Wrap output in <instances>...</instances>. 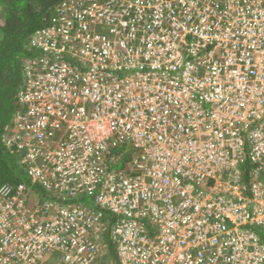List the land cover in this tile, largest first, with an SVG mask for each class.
Instances as JSON below:
<instances>
[{"label":"built area","instance_id":"obj_1","mask_svg":"<svg viewBox=\"0 0 264 264\" xmlns=\"http://www.w3.org/2000/svg\"><path fill=\"white\" fill-rule=\"evenodd\" d=\"M31 45L0 264H264V0H62Z\"/></svg>","mask_w":264,"mask_h":264},{"label":"trees","instance_id":"obj_2","mask_svg":"<svg viewBox=\"0 0 264 264\" xmlns=\"http://www.w3.org/2000/svg\"><path fill=\"white\" fill-rule=\"evenodd\" d=\"M61 1L0 0V186L29 181L20 161L21 151L8 147L4 138L13 132L14 117L23 107L19 93L28 83L26 61L44 53L31 45L32 37L37 30L52 24ZM127 158L119 160L116 167L128 163ZM35 189L48 195L41 185H35ZM91 197L86 194L74 201L90 202ZM111 254L115 259L114 247Z\"/></svg>","mask_w":264,"mask_h":264}]
</instances>
